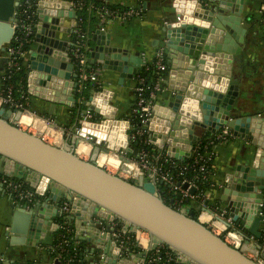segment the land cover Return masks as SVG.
<instances>
[{
	"label": "water",
	"instance_id": "1",
	"mask_svg": "<svg viewBox=\"0 0 264 264\" xmlns=\"http://www.w3.org/2000/svg\"><path fill=\"white\" fill-rule=\"evenodd\" d=\"M244 2L173 0L175 19L165 25L161 55L165 74L145 127L153 145L166 148L169 156L180 160L190 156L195 143L209 131L215 135L228 128L234 137L251 143L245 171L237 169L238 184L226 183L216 201L219 219L227 228L235 224L246 237L244 245L237 247L197 217L196 209L183 212L167 203L147 177L124 178L77 154L74 146L87 136L105 143L107 153L110 149L124 152L130 127L129 120L119 118L111 103L113 91L96 85L85 91L79 86V74L69 55L70 42L57 36L63 31L73 34L77 12L69 0H0V53L8 52L14 25L28 4L34 9L35 33L22 56L27 92L50 102V114L57 105L78 109L76 125L80 128L67 144H51L41 135L19 128L11 121L13 111L0 105V175L20 179L36 191L30 208L14 204L5 232L11 244L53 246L54 220L61 216V204L68 201L77 238L88 241L93 253L103 254L101 264H142L147 251L134 253V246L120 247L110 232H100L92 221L95 216L118 219L129 234L147 231L152 237L151 249L165 244L178 255L180 264H264L262 256L245 253L250 237L257 239L259 253L264 249V113L237 115L232 111L238 90L231 83L233 62L248 31L242 17ZM66 19L69 27H65ZM99 34L105 35L101 28L94 30L93 37ZM106 35L90 48V65L115 70L121 79L134 77L143 59L112 48ZM2 59L0 71L4 72L9 57ZM161 93L166 94L164 103L157 98ZM89 112L92 117H87ZM196 127L208 131L199 135ZM117 133L119 141L114 143ZM138 145L129 147L135 155ZM190 192L194 194L196 188ZM204 202L209 204V199Z\"/></svg>",
	"mask_w": 264,
	"mask_h": 264
},
{
	"label": "crops",
	"instance_id": "2",
	"mask_svg": "<svg viewBox=\"0 0 264 264\" xmlns=\"http://www.w3.org/2000/svg\"><path fill=\"white\" fill-rule=\"evenodd\" d=\"M105 1L109 4L122 7H140L143 9V14L127 21L114 18L106 22L103 26H99V21L89 22L86 34V53L88 58L92 57L90 48L96 47L98 45L97 40L100 41L105 39L107 36L106 34H109L107 38L110 40V46L112 48L121 50L125 54L136 55L142 58V65L153 62L157 54L162 51L165 46L164 28L167 21L175 19V13L172 7L173 0ZM263 3L264 0H245L243 5L242 17L248 31L246 40L242 44L241 52L234 57L231 79V83L238 86L237 96L232 108L233 113L237 115L264 113V24L260 13V7ZM69 26L70 20L66 19L65 27ZM98 28H101L105 35L99 34L95 39L93 33L94 30ZM72 35L73 34L64 31L58 32L57 34L60 39L69 42L72 40ZM7 56L8 52L0 53V66L3 61L2 58H6ZM95 67L100 68L98 76L100 85L98 88L101 87L113 91L114 94L111 103L117 107V115L119 118L128 115L135 98V75L134 77L121 79L120 73L115 70L104 69L102 66L98 65ZM2 73L3 71H0V75ZM157 98L159 99V103H164L166 94L161 93ZM28 102L29 109L35 111L39 116L46 118L49 122V124H47L48 122L41 120L40 123L37 122L35 124L40 125L41 128L38 135H43L44 137L48 136L50 139L54 140L55 143H57L56 139L59 138L58 143L65 145L68 140L76 134L77 127H79L76 125L78 109H73L66 105H57L53 113L50 114V102L32 95H29ZM207 131L208 130L201 127L195 128V133L199 135L206 134ZM207 133L208 137H211L212 132L209 131ZM118 134L119 133L115 134L117 140H115L114 143L119 141ZM130 145H133V143L129 140L128 148L124 149V152L118 151L117 149H110V152L107 153L104 150L107 146L105 143L98 141V139L79 138L74 149L77 154L85 160H94L107 169L112 166L116 168L117 171H124V173H126L127 171L125 168H127V159H135L137 157V154L135 155L132 149L129 150ZM251 146L249 141L239 136L234 137V135L230 141L216 144L215 151L217 155L213 161L212 172V180L215 182L216 188L206 192L209 204H202L199 201L191 200L186 205V208L196 209L198 214L202 213L201 220H204L203 222H208V224L211 225L213 223L212 221H215V224L221 229H224V226H226V222L219 219L221 213L216 210V201H218L223 194L226 183L230 185L238 184L237 173L245 171V161L250 159L248 150ZM121 156L124 157L123 160L120 159ZM237 169H239V172ZM3 189L4 190L0 189V264L58 263V259L50 254L51 246L13 245L10 243L5 232L9 228L8 226L11 222L15 202L11 197L10 191L6 189V187ZM203 207L206 208V210H202ZM261 228H263L262 225ZM224 234H227V240L232 245L236 244L235 246L239 247L245 243L246 237L241 234L240 228L236 227L235 224ZM54 239L55 231L53 240ZM132 240H129L125 246H134L133 252L138 253L139 247L136 245L133 238ZM256 243L257 239L250 237L249 244H245V247H247L249 252L257 255L256 258L264 256V249L259 253L255 248ZM100 254L101 252L98 254L99 257ZM99 257H92L91 261H96Z\"/></svg>",
	"mask_w": 264,
	"mask_h": 264
},
{
	"label": "built area",
	"instance_id": "3",
	"mask_svg": "<svg viewBox=\"0 0 264 264\" xmlns=\"http://www.w3.org/2000/svg\"><path fill=\"white\" fill-rule=\"evenodd\" d=\"M69 1L71 8L76 12L78 11V9L86 6L91 13L92 9L94 8L92 4H87V1L84 0ZM260 13L264 24V3L260 7ZM142 14L143 9L140 7H124L111 9L107 5H104L98 10L99 23L102 26L105 25L106 22L114 18H119L123 21H127L131 18L141 16ZM83 20V17L79 16L77 12V26L73 30V35H77L79 39L74 41L72 38V40L70 41L68 46L69 55L72 63L75 65V69L78 71V82L80 88L85 87L88 83H91L92 85H96L98 87L100 85V82L98 81L100 68L91 66L88 61V56L86 53L87 32H83L80 28V24H82ZM14 26L16 28V32L13 38V43L9 44L7 47L9 60L7 62L6 68L10 71H12V69L18 65V59L24 55V42H27L28 37H31L35 33V23L31 18V15L26 6L20 11L18 22ZM162 53L163 51H160L157 54V65L160 69H164V64L162 63L161 57ZM139 83L140 84L136 85L134 89L137 93V98L132 111L135 115L138 116L141 121V126L143 127L133 133H130V123L128 140H130L133 144H135V141H137L139 143V150L135 159L128 158L126 161L127 168H125V170L127 171V175H129L128 178L147 177L149 181L153 182L156 185L157 195L162 198L163 195L168 198H173L176 204V207H173L183 212H185L187 209L186 206L184 207L186 199L195 201L201 199L200 202L204 204V201L207 200L206 192L200 190L198 184L196 183V180L188 179L185 176V173L190 166L187 164H181L179 163V161H177V158L169 156L167 154L166 148H158L154 146L152 144L151 134L145 128L152 115L155 91H159L161 89L160 83L156 84L155 91L150 92V100L145 96L146 88L143 85V78L140 79ZM26 100L28 101V97L24 94H22L21 97L16 98L13 94V88L11 85L6 87L5 89L0 90L1 107L5 105L7 107H5L6 109H10L13 111L11 121L23 130L29 131L33 134H39V130L41 129L40 125L35 124L37 122L40 123L41 120L44 122H48V120L46 118H43L42 116H39L35 111L25 106ZM24 116H28L30 120L26 119ZM87 117H92V113L89 112ZM47 124H49V122ZM79 130L80 128L77 127L76 134L79 132ZM232 137L233 133L228 128L221 129L214 135V137L210 141H208L206 145H204V147L206 148L204 153H201L199 150L201 140L197 141L198 143L196 144V146H194L195 148L193 147V150L190 154L191 156L193 151H195V160L192 167H197V170L203 172V175L206 178L207 173L209 174V163L213 162L217 155L215 151L216 143L228 142ZM85 138L92 139L91 136H87ZM209 146H211L210 149H208ZM0 184H2L4 187H6V189L10 191L11 197L15 203L26 208H30L31 204L36 198L35 189L30 187L27 183L23 182L20 179H14L0 175ZM185 184L189 185L188 188H184ZM192 187L196 188V192L194 194L190 192V189ZM262 206L264 207V203L262 204ZM202 210H206V208L203 207ZM70 212L71 203L68 201H64L60 207L61 216L54 220L56 223L55 237L56 235H58L59 239H61L59 244L68 243L66 233L74 232V238L78 239L73 223L69 219ZM198 216L201 219L202 213ZM223 216L224 215H222V217ZM92 221L95 225L99 226L102 234L110 232L114 237V241L120 247H125L129 240H132L133 238L134 242L139 247V251H147V255L145 256L142 264L180 263L178 260V255L163 243H159L156 249H151L152 237L145 230L140 229L136 233L129 234L128 232L123 231V223L115 218L106 219L103 216H95ZM212 222L213 223L211 225H209L208 222L207 224L215 233L225 236L227 240L228 236L224 233H226L229 228H227V226H224V229H221L215 224V221ZM54 247L55 246H51L50 250H54ZM60 257L61 254L57 256V259H59ZM102 258L103 254L97 261H95L94 264H101L100 262Z\"/></svg>",
	"mask_w": 264,
	"mask_h": 264
},
{
	"label": "trees",
	"instance_id": "4",
	"mask_svg": "<svg viewBox=\"0 0 264 264\" xmlns=\"http://www.w3.org/2000/svg\"><path fill=\"white\" fill-rule=\"evenodd\" d=\"M84 1H87V4L88 3L92 4L94 8L92 9L91 13L86 6L78 9L77 11L78 15L83 17L84 19L82 24H80V28L83 32H87L89 22L99 21L98 10L104 5H107L111 9L124 8L119 5L109 4L105 0H84ZM26 7L31 15V18L34 20V9L28 4L26 5ZM33 36L34 35H32L31 37H28V41L24 42V46H23L24 54H26V52L28 51L33 41L32 40ZM78 39L79 37L74 34L73 40L76 41ZM157 61L158 59L156 57L153 62L145 63L139 68L138 72L135 75L136 85H139L140 79L143 78V85L146 88L145 96L149 100L151 99L150 92L155 91L156 84L161 82V76L165 74V72L158 67ZM164 61L165 59L163 58L162 63ZM26 73H27V69H26L24 60L22 59V57H20L18 59V65L15 68H13L12 71L7 70L6 68V70L0 75V90L5 89L6 87L11 85L13 88V94L16 98L21 97L22 94L29 97V94L27 92ZM91 86H93L91 83L86 84L84 90L85 91L90 90ZM156 92L157 91H155V94ZM134 93H135V98L132 102L130 113L128 115H124V117L122 116V118L130 120V123H131L130 133H133L136 130L143 127L141 126V121L138 118V116L135 115L132 111L135 105L136 98H137V93L135 92V90H134ZM25 106L29 107V102L27 100L25 101ZM3 107H6V106L3 105ZM213 137L214 135H211V137H208V133H207L204 136V138H202L201 145L199 148L201 153H204V151L206 150L204 145H206L208 141H210ZM136 142L137 141H135V143ZM197 143L198 142H196L194 146H196ZM210 148L211 146L208 147V149ZM194 155H195V151H193L192 155L189 157H185L182 160L177 159L179 163L187 164L190 166L189 169L186 171L185 176L188 179L196 180V183L198 184L201 191L207 192L209 190H214L216 188V185H215V182L212 180L213 162L209 163L210 164L208 168L209 174L207 173V177L205 178L203 175V172L198 171L197 167H192L194 165V160H195ZM200 200L201 199H198L197 201L200 202ZM188 203L189 202H186L185 205H187ZM198 215L199 214L197 211V217ZM66 237H67L68 243H63V244H59L61 239H59L58 235H56L54 239L53 246H55L54 247L55 249L52 251L50 250V254L54 258H57V256L61 254V257L58 259L59 262L56 264H94L95 263V261H91V258L98 257V250L94 251L93 253L91 249V244L88 241H81L79 239L74 238V232L66 233ZM173 264H180V263H173Z\"/></svg>",
	"mask_w": 264,
	"mask_h": 264
},
{
	"label": "rangeland",
	"instance_id": "5",
	"mask_svg": "<svg viewBox=\"0 0 264 264\" xmlns=\"http://www.w3.org/2000/svg\"><path fill=\"white\" fill-rule=\"evenodd\" d=\"M36 135H38V133H36ZM41 136L44 137L43 135H41ZM44 138H45V140H47V141L50 142L51 144H54V143H55V141L52 140V139H50L48 136H46V137H44ZM58 144H59V143H58ZM86 160H88V159H86ZM108 170L111 171L112 173H114V174H116V175H119V176H121V177H124V178H128V176H129V175H127L126 173H124V171H117V169L114 168V167H112V166H110ZM185 206H186V205H184V207H185ZM183 210H184V209H183ZM184 211H185V210H184ZM245 253L248 254L249 256L254 257V258L257 257V255H255V254L249 252L247 249L245 250Z\"/></svg>",
	"mask_w": 264,
	"mask_h": 264
},
{
	"label": "flooded vegetation",
	"instance_id": "6",
	"mask_svg": "<svg viewBox=\"0 0 264 264\" xmlns=\"http://www.w3.org/2000/svg\"><path fill=\"white\" fill-rule=\"evenodd\" d=\"M163 199H164L167 203H169L171 206H175V207H176V204H175L173 198H168V197H166L165 195H163ZM36 200H39V199L37 198ZM262 257H263V259H264V256H262Z\"/></svg>",
	"mask_w": 264,
	"mask_h": 264
},
{
	"label": "bare ground",
	"instance_id": "7",
	"mask_svg": "<svg viewBox=\"0 0 264 264\" xmlns=\"http://www.w3.org/2000/svg\"><path fill=\"white\" fill-rule=\"evenodd\" d=\"M26 119L30 120V118L28 116H24ZM59 138L56 139V142L58 144ZM202 219V218H201ZM204 221V220H203ZM221 226V225H220ZM223 227V226H222ZM231 234V233H230ZM233 243V242H232ZM236 245V244H235Z\"/></svg>",
	"mask_w": 264,
	"mask_h": 264
}]
</instances>
